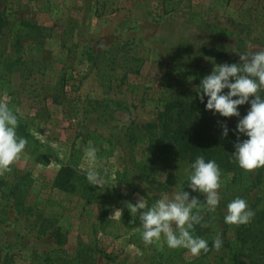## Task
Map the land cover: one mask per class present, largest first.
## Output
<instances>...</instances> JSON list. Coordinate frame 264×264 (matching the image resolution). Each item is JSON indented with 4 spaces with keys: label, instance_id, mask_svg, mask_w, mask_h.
Returning a JSON list of instances; mask_svg holds the SVG:
<instances>
[{
    "label": "rangeland",
    "instance_id": "1",
    "mask_svg": "<svg viewBox=\"0 0 264 264\" xmlns=\"http://www.w3.org/2000/svg\"><path fill=\"white\" fill-rule=\"evenodd\" d=\"M96 2L0 0L8 21L0 100L32 136L0 176V264H232L234 254L251 255L252 245L238 237L244 225L224 217L237 197L256 215L264 184L246 192L222 173L220 204L209 212L205 195L188 186L191 169L166 164L149 148L143 127L157 122L164 101L198 86L214 64L264 50V0H109L114 12L103 16ZM111 48L115 57H105ZM97 56L103 64L94 63ZM88 147L97 149L104 184L86 194L85 185L58 189L62 167L86 176ZM183 190L201 202L193 211L203 216L206 240L219 234L223 241L202 260L182 249L173 260L163 235L143 242L139 213L130 223L127 203L143 197L151 207ZM246 260L264 264L257 254Z\"/></svg>",
    "mask_w": 264,
    "mask_h": 264
},
{
    "label": "clouds",
    "instance_id": "2",
    "mask_svg": "<svg viewBox=\"0 0 264 264\" xmlns=\"http://www.w3.org/2000/svg\"><path fill=\"white\" fill-rule=\"evenodd\" d=\"M203 43L206 42H200ZM237 54L239 63L214 64L211 73L201 80L197 94L201 102L207 97L206 110L225 118L239 117L238 107L250 103L249 111L236 125V131L247 139L239 142L238 137L232 156L242 170L254 172L264 168V98L260 95L264 91V50ZM225 89H228L227 93H224ZM250 97L253 99L250 100ZM18 124L17 114L10 109L7 101L0 100V176L11 171V166L21 159L28 144L26 138L17 135ZM221 127L222 137H226L229 131L227 124ZM96 153L95 147L85 149L88 164L86 179L90 185L100 187L104 180L96 170ZM190 169L187 179L189 188L204 194L208 211L214 213L220 204L218 190L222 173L219 166L214 160L206 162L203 156H198ZM200 205L198 198L190 199L189 192L183 190L171 199L166 196L157 199L151 207L143 197L126 206L133 216L130 223H135L139 213L142 240L146 245L158 242L163 235L169 248H184L193 256H198L209 251L208 242L192 234L194 226L203 221L198 211L193 212ZM115 214L122 215V211L116 210ZM254 216L255 212L247 201L237 197L228 203L224 219L229 225L241 226L249 224ZM222 244L217 234L212 246L219 250Z\"/></svg>",
    "mask_w": 264,
    "mask_h": 264
},
{
    "label": "trees",
    "instance_id": "3",
    "mask_svg": "<svg viewBox=\"0 0 264 264\" xmlns=\"http://www.w3.org/2000/svg\"><path fill=\"white\" fill-rule=\"evenodd\" d=\"M108 2L109 0H97L96 14L98 16L114 12L113 10L109 13ZM22 24L25 27L36 28L35 25L29 22H22ZM7 25L8 21L0 13V46L3 43ZM116 53L117 48H111L104 53V56L115 57ZM208 55L221 56L220 53L212 51H209ZM100 57H93L95 64L98 65L99 62L103 64ZM231 63L238 62L235 60L228 62V64ZM99 70L101 72L102 67H99ZM199 85L193 87L191 92L185 95L177 94L164 101L163 107L158 110L157 122L143 127L150 140L149 148L155 147L156 153L166 164L171 166L175 163L176 167L185 164L188 169L198 156H203L206 162L214 160L221 173L232 175L233 182L239 184L241 190L247 192L260 187L264 184V168L257 169L254 172H245L238 166L232 156L235 152L234 145L238 142V137L239 142L247 139V136L236 131V125L239 119L243 118L249 111L250 103L238 107L239 117L225 118L218 113L213 114L212 111L206 110L207 97L204 98L203 102L199 99L197 94L200 90ZM227 92L228 89H225L224 93ZM260 95L264 98V91H261ZM249 99L251 100L253 97ZM222 124H227L229 129L226 137H222ZM17 135L26 138L27 141L32 138L26 125L21 120H19L17 127ZM84 185L86 186L85 194L92 193L91 185L88 183L86 176L69 166L60 169L55 182L58 189L66 192L78 191ZM207 233V229L201 224L195 225L192 232L194 236L205 240ZM238 237L242 245L250 243L254 253L251 255L234 254L232 264H255L253 260L251 263L246 260L247 258H253L255 254H257L259 260L264 261V204L256 212L255 220L251 224L242 227ZM207 242L209 251L207 253L201 252L199 260L207 258L216 250L212 246L213 242ZM178 249H182L180 254L188 251L184 248L174 249L173 260L175 261L176 257L180 255Z\"/></svg>",
    "mask_w": 264,
    "mask_h": 264
}]
</instances>
